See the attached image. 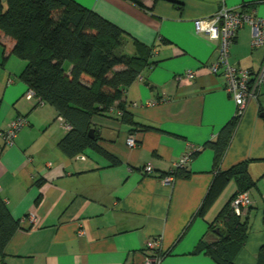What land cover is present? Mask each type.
I'll use <instances>...</instances> for the list:
<instances>
[{
	"label": "crops",
	"instance_id": "crops-1",
	"mask_svg": "<svg viewBox=\"0 0 264 264\" xmlns=\"http://www.w3.org/2000/svg\"><path fill=\"white\" fill-rule=\"evenodd\" d=\"M75 1L120 27L126 52L134 53L139 42L156 63L111 111L91 118L98 145L117 163L93 149L69 157L57 147L69 126L52 106L25 98L28 87L19 77L25 61L0 37V129L17 116L28 121L12 144L0 136V196L19 220L0 264H143L151 254L146 242L153 238L164 254L159 264H217L195 249L201 240H217L210 224L236 191L235 181L218 184L202 205L217 171L240 162H247L255 184L243 216L248 234L235 262L255 264L264 246V85L255 86L252 78L246 108L215 168L213 150L203 145L234 117L235 103L221 71L206 67L218 41L197 33L194 20L222 6L264 17V0H141L144 7L130 0ZM250 39L248 25L238 29L229 61L253 77L264 46L251 48ZM186 70L195 76L175 79ZM118 103L131 123L121 120ZM129 135L136 139L134 148L126 145ZM197 150L181 168L186 175L171 184L162 181L184 154ZM147 163L151 173L144 171Z\"/></svg>",
	"mask_w": 264,
	"mask_h": 264
},
{
	"label": "trees",
	"instance_id": "trees-1",
	"mask_svg": "<svg viewBox=\"0 0 264 264\" xmlns=\"http://www.w3.org/2000/svg\"><path fill=\"white\" fill-rule=\"evenodd\" d=\"M130 1L144 7L141 0ZM2 36L7 38L3 46L25 61L20 79L69 126L57 143L58 149L69 157L93 149L117 163L114 156L98 145L96 131L94 137L88 135L91 118L111 111L125 89L144 69L156 63L151 59V49L135 41L136 51L126 52L122 29L75 0H0ZM118 106L122 110L121 120L131 123L123 105ZM237 119L233 117L214 140L203 145L213 150L215 168L222 160ZM178 175L186 173L179 168L175 171V176ZM230 179L236 184L231 199L255 184L247 162L217 171L202 209L216 194L214 188ZM231 199L210 224L211 230L220 228V233H215L217 240L212 243L201 240L195 249L204 251L217 264H237L235 257L248 234V218L235 214ZM18 226L19 220L12 216L0 196V255ZM255 264H264V246L259 248Z\"/></svg>",
	"mask_w": 264,
	"mask_h": 264
},
{
	"label": "built area",
	"instance_id": "built-area-1",
	"mask_svg": "<svg viewBox=\"0 0 264 264\" xmlns=\"http://www.w3.org/2000/svg\"><path fill=\"white\" fill-rule=\"evenodd\" d=\"M248 25L251 30L250 46L258 48L264 46V17H259L255 13H248L246 10L237 8H228L222 6L211 17L196 18L194 20V29L197 33H202L207 37L218 41L216 49V57L206 67L214 74L221 71L225 80V90L231 95L235 103V118H240L243 114L248 98L249 84L253 78L255 86L264 85V60L260 64L258 72L252 77L247 69H242L239 66L229 61V49L232 45L236 33L239 28ZM195 76L193 70H186L180 74H176L175 79L181 78L192 79ZM26 99L36 98L38 104L43 102L39 97H36L32 89H28L24 94ZM28 124L26 117L17 116L12 119L5 129H0V136L3 141L10 145L13 143L18 132ZM126 145L134 148L137 145L134 136L129 135L126 138ZM192 153L184 154L169 171L162 176V181L165 184H171L175 179V171L183 168L191 159ZM146 173L153 171L151 163L144 166ZM251 205V198L248 191L237 192L230 201L232 210L237 215H244ZM31 216L30 220L33 221ZM82 234V230H79ZM159 246L158 238L150 239L146 242V248L151 252L147 255L143 264H159L163 257V253L157 252Z\"/></svg>",
	"mask_w": 264,
	"mask_h": 264
},
{
	"label": "water",
	"instance_id": "water-1",
	"mask_svg": "<svg viewBox=\"0 0 264 264\" xmlns=\"http://www.w3.org/2000/svg\"><path fill=\"white\" fill-rule=\"evenodd\" d=\"M88 135L90 137H94V129L93 128L89 129ZM213 232L216 233V234L220 233V228L219 227L214 228Z\"/></svg>",
	"mask_w": 264,
	"mask_h": 264
}]
</instances>
